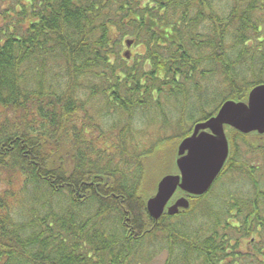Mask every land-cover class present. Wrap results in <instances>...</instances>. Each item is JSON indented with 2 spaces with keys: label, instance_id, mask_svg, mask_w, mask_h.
<instances>
[{
  "label": "trees",
  "instance_id": "trees-1",
  "mask_svg": "<svg viewBox=\"0 0 264 264\" xmlns=\"http://www.w3.org/2000/svg\"><path fill=\"white\" fill-rule=\"evenodd\" d=\"M261 85L264 0H0V264H264V135L227 130L234 190L158 221L141 195Z\"/></svg>",
  "mask_w": 264,
  "mask_h": 264
},
{
  "label": "water",
  "instance_id": "water-1",
  "mask_svg": "<svg viewBox=\"0 0 264 264\" xmlns=\"http://www.w3.org/2000/svg\"><path fill=\"white\" fill-rule=\"evenodd\" d=\"M242 135H264V85L253 88L248 101L223 104L216 116L197 124L192 135L178 146V174L165 176L157 192L146 204L149 217L158 221L165 213L176 216L190 209L189 197H202L209 192L222 173L230 154L227 130ZM184 196L172 205L175 195Z\"/></svg>",
  "mask_w": 264,
  "mask_h": 264
},
{
  "label": "rangeland",
  "instance_id": "rangeland-1",
  "mask_svg": "<svg viewBox=\"0 0 264 264\" xmlns=\"http://www.w3.org/2000/svg\"><path fill=\"white\" fill-rule=\"evenodd\" d=\"M178 146L176 147V145L173 144L172 146H166L162 149V152L151 156L145 161V180L143 182L141 192V195L145 200L148 201L156 195L158 186L157 184H159L161 179L168 175L178 174L177 166L175 163L178 158ZM232 181L233 183H231ZM229 182L231 184H229ZM222 183V186L219 184L217 185V183L214 184V194L223 193L228 189L234 190L237 187L238 181L236 180V178H231V180H229V178H226L221 182V184ZM181 197V195L177 194L171 204H173L177 199ZM165 259L166 254L161 253L152 264H164Z\"/></svg>",
  "mask_w": 264,
  "mask_h": 264
},
{
  "label": "flooded vegetation",
  "instance_id": "flooded-vegetation-1",
  "mask_svg": "<svg viewBox=\"0 0 264 264\" xmlns=\"http://www.w3.org/2000/svg\"><path fill=\"white\" fill-rule=\"evenodd\" d=\"M180 195V194H179ZM176 196V195H175Z\"/></svg>",
  "mask_w": 264,
  "mask_h": 264
}]
</instances>
